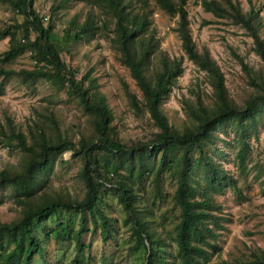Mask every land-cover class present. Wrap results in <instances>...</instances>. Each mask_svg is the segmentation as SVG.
Instances as JSON below:
<instances>
[{
	"label": "trees",
	"instance_id": "16d2710c",
	"mask_svg": "<svg viewBox=\"0 0 264 264\" xmlns=\"http://www.w3.org/2000/svg\"><path fill=\"white\" fill-rule=\"evenodd\" d=\"M79 1L87 7L83 19L78 23L74 16L57 39L51 23H44L36 12L34 0H0L13 14L20 16V19L13 16L11 21L0 26V37L7 38L0 62H7L24 51L33 60L31 69L13 70L0 66V76L41 78L56 84L57 89H64L77 98L90 117L93 131V137L79 136L73 141L60 135L54 122V135L36 128L28 130V138L11 125L10 120L7 128L0 126V142L7 149L14 148L21 153L19 166L0 168V188L8 183L34 180L47 167L51 155L61 151L79 156L77 174L84 183V197L79 201L43 192L35 198H21L19 217L0 222V264H32L34 256L42 250L34 234L36 225L60 210L78 214L77 229L72 228L71 218H67L64 223L58 222L45 230L44 236L69 235L75 249L70 264H87L80 258L81 252L89 246L81 239L87 230L86 221L91 222V233L98 231L103 241L111 237L112 219L99 207L109 191L115 194L125 213L123 223L128 225L132 240L128 249L132 251L140 246L144 249L141 264H264V250L259 248L250 251L245 258L211 261L214 255H219L215 237L216 229L222 227L220 207L213 194H222L225 188L237 190V187L222 165L204 150L224 140L220 135L231 134L237 146V166L242 172L249 149L248 139L257 137L258 123L264 116V37L260 33L259 11L250 2L243 10L237 0H200L205 12L243 29L251 39L250 50L261 62L253 67L230 49L248 86L245 95L237 101L229 94L223 74L208 50L205 47L197 49L191 37L186 0ZM152 3L169 14H177L175 31L181 48L187 59L204 72L209 86L208 101L201 90L194 91L192 99H181L189 121L180 129L168 122L161 103L183 72L182 58L168 59L158 48L150 19ZM96 35L108 38L117 52V60L137 87L140 97L125 84L123 92L136 114L146 112L154 130L151 137L123 142L111 124L113 116L104 95L88 80L89 70L77 79L74 69L63 60V46L75 40L89 42ZM99 154L102 157L99 158ZM195 170L202 176L200 185L193 179ZM261 174L264 175V170ZM165 175L174 180L172 193L162 191ZM146 177H150L155 196L161 200L169 197L177 210L172 230L163 224L152 226L148 209L139 200L135 185ZM262 180L261 193L264 194V178ZM165 239L175 245L173 254L167 251Z\"/></svg>",
	"mask_w": 264,
	"mask_h": 264
},
{
	"label": "rangeland",
	"instance_id": "374dc122",
	"mask_svg": "<svg viewBox=\"0 0 264 264\" xmlns=\"http://www.w3.org/2000/svg\"><path fill=\"white\" fill-rule=\"evenodd\" d=\"M237 1L243 10L248 8L250 2L254 9L259 11L262 21L260 33L264 37V0ZM55 5L58 7L51 8ZM34 8L44 23H51L52 33L57 39L74 16L79 23L87 10L79 0H34ZM185 8L191 37L197 49L205 47L208 50L223 74L229 94L240 101L248 86L230 49L242 56L248 64L258 67L261 62L250 50L251 39L243 29L205 12L201 8L200 0H186ZM13 16L20 19L6 4L0 3V26L11 21ZM150 19L151 26L155 29L158 48L164 51L168 59L182 58L183 72L161 103L168 122L180 129L189 121L183 112L181 99H192V93L201 90L206 93L201 92L208 101L209 86L204 72L187 59L181 48L175 31L177 14H169L159 5L152 3ZM6 41V37H0V53L6 49ZM61 56L67 65L74 69L75 78L79 79L89 70L88 80L104 95L113 116L111 124L115 126L123 142L151 137L154 130L149 124L146 112L140 111L136 114L132 110L123 92V84L138 97L140 93L127 69L117 60V52L107 37L96 35L89 42L70 41L63 46ZM0 66L13 70L31 69L33 60L29 53L24 51L7 62H0ZM8 120L11 125L26 134L27 138L28 130L34 131L36 128H42L46 133L54 135L53 122L60 135L70 137L73 141L79 136L93 137L90 117L82 110L77 98L41 78L0 76V126L7 128ZM220 136L225 141L218 140L215 146H206L204 150L236 181L237 190L225 188L222 194H213L216 204L220 207L222 227L216 229L215 243L220 251L219 255L212 257V262L245 258L256 248L264 250V194L261 193V181L264 178L261 174L264 170V116L258 123L257 137L248 139L249 149L242 172L239 171L235 159L237 146L231 140L232 135ZM100 157L102 156L99 154ZM20 162L19 150H9L0 142V168L19 166ZM79 167V156L73 155L71 151L57 152L51 155L47 167L39 172L34 180L8 183L0 188V222L19 217L20 199L24 196L35 198L43 192L56 198L81 200L84 197V183L77 174ZM193 179L199 185L202 184L199 170L193 172ZM135 187L140 202L148 209L152 226L163 224L172 230L177 210L172 206L170 198L165 196V199L161 200L155 196L150 177L143 178ZM161 188L165 194L172 193L174 180L167 175L163 176ZM99 207L112 219L111 237L103 241L98 231L91 233V222L87 220V230L81 239L89 246L81 252L80 258L87 264H141L144 249L141 246L132 251L128 249L132 243L130 230L128 225L123 223L125 213L115 194L109 191L103 197V202L99 203ZM67 218H71L72 228L77 229L78 214H66L62 210L36 225L34 234L42 250L41 254L34 256L32 264H70L75 253L71 237H60L56 234L44 236L45 230L54 227L58 222L64 223ZM165 241L167 251L173 254L175 245L168 243L166 239Z\"/></svg>",
	"mask_w": 264,
	"mask_h": 264
}]
</instances>
